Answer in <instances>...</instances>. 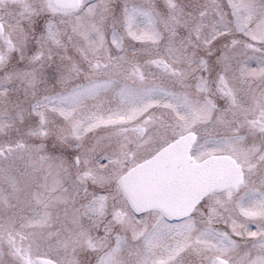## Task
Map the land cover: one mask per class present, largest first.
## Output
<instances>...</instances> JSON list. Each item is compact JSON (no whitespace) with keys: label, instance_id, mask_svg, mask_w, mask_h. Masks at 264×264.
I'll return each instance as SVG.
<instances>
[{"label":"snow or ice","instance_id":"obj_1","mask_svg":"<svg viewBox=\"0 0 264 264\" xmlns=\"http://www.w3.org/2000/svg\"><path fill=\"white\" fill-rule=\"evenodd\" d=\"M0 264H264V0H0Z\"/></svg>","mask_w":264,"mask_h":264}]
</instances>
